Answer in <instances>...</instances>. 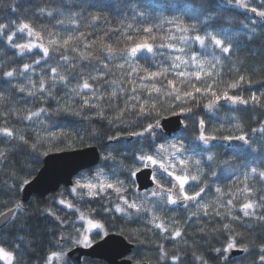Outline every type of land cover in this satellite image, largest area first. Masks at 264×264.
Here are the masks:
<instances>
[{
  "label": "trees",
  "instance_id": "1",
  "mask_svg": "<svg viewBox=\"0 0 264 264\" xmlns=\"http://www.w3.org/2000/svg\"><path fill=\"white\" fill-rule=\"evenodd\" d=\"M234 3V0L232 4H229L228 0H72L69 4L67 0H0V23L15 24L20 21H31L37 29L59 33L61 36L71 34L79 37L80 33H84L83 37L74 41L78 51L69 49L64 53L69 57V61L59 59L60 52L53 53L48 62L41 60L40 64H33L34 72L30 70L29 73L12 81V84L21 83L31 87L27 79L31 76L38 88L40 77L48 74L50 67L59 65L60 71H64L75 61L77 67L69 69L66 73L68 86L57 84L52 94L54 98L45 94L46 102H44L39 94L28 96L27 93H20L0 77V94L5 97L0 103V127L12 128L17 137L23 135L28 141L24 143L18 138L8 140L0 136V151L6 153V158H0V213L15 209L17 204L21 205L9 225L0 229V245L9 251H16V264H45L50 253L61 249L66 252L69 247L73 248L71 242L79 235L77 229L84 227V221L80 220L81 212L86 217L99 220L109 232L122 235L133 243L136 246L134 260L137 262L172 264L171 256L178 255L182 264H200L196 259L197 256L203 257L207 264H225L223 256L214 249L226 247L227 242L232 239L237 243V248L240 249L239 246L244 245L249 251L244 252L240 257L228 259L227 264H258L259 247L264 243V220L254 216H244L241 208L243 203L253 201L258 205L255 208L256 215L264 213V179L258 175L260 171H264V131H261L264 129V19L250 10L236 7ZM248 3L252 7L259 8L264 4V0H248ZM57 5L65 13L79 12L80 15L76 17L77 22L61 25L57 21L63 17H47L38 12L41 6ZM133 7H139L149 15V24L159 25V28L154 29V34L158 38L166 37L169 29H172L176 36L181 35L175 32L173 25L167 23V20L174 17H181L187 24H196L197 31L187 33L188 36L196 34L203 36L207 31L219 33L224 39L231 37L233 48L230 55L221 53L208 41H206L208 46L205 48L194 40L189 41L190 47L185 48L187 54L198 53L201 58L213 63H215L214 57L220 59V63L211 69L218 75L214 77L202 75L201 81H195L194 77L192 80L201 87H204L202 82H215L214 90L218 93L228 91L229 95H240L248 99L249 104H232L221 99L216 107L209 111L204 107L207 103V95L195 93L187 83H178L177 86L182 89L189 88L193 91L199 104L193 106L192 113L185 116L184 121L187 126H184L177 136L169 139L159 133L155 142H146L143 137L130 135L133 131H141L144 124L151 119L137 115V109L129 108L123 112L121 119H113L120 109L125 108V101L132 95L130 90L133 85L127 81L135 79L136 74L123 77V83L119 84V87L125 88V92L118 93L117 98L109 100L106 97L100 101L107 119L99 118L96 115L97 109L88 107L81 109V98L71 89L77 83L83 82L82 77L95 75L97 69L102 72L108 70L103 68L100 60H81L80 53L93 52L103 60L106 53L100 50L102 44H118L119 47H123V32L130 31L135 35L136 29L145 26L139 17L133 20ZM95 13H101L103 18L92 20L90 14ZM209 16L212 18L209 19ZM252 21H255V24ZM129 23L133 24V29H127ZM24 39L26 40L27 37ZM159 42L158 39L157 43ZM164 42L167 43L166 40ZM45 44L47 45V40ZM85 45L89 46L85 47ZM154 51L155 55L147 52L140 54V59L136 61L140 68L155 72L161 66L169 67L171 58L180 55L166 47ZM15 52L16 50L10 48L4 38L0 37V64L5 68L19 70L24 63H33L34 59H40L43 55L38 50L23 57L16 55ZM105 62L115 65L123 61L117 59ZM194 70V68L189 69V71ZM111 71L115 75L109 73L104 80L121 79V72H129L131 69L125 65L123 70L112 67ZM140 75L143 73L141 72ZM240 76H244L245 81L237 88L227 87ZM168 79H174L173 71L168 73ZM179 79L183 78H177ZM153 82H156L158 87L161 86V82L166 83L163 77L143 81L146 84ZM89 83L99 86L101 92L112 90V86L104 81H89ZM47 86H50V81ZM137 92L142 101L148 99L147 91L138 88ZM151 95L163 108H168L171 97H157L155 92ZM253 95L259 98L258 104L251 100ZM128 103L136 102L129 100ZM173 103L180 102L173 101ZM64 104H70L72 111H58ZM41 107L47 111L41 113L39 117H32L31 120L23 119L28 110L38 111ZM176 110L179 112L178 108ZM77 111L78 115L75 114ZM169 116H172L170 111H164L161 120ZM201 119L205 121L206 134L217 137L243 134L249 139L251 147L244 146L240 141L221 139L212 140L208 145H204L198 139L201 133L199 125ZM109 120L112 122L109 123ZM237 124L240 128L236 127ZM109 136H116L118 139L110 141ZM123 137L127 139L121 140ZM173 142L184 145L183 155L192 156L193 160H201L202 179L207 178L208 187L198 200L201 204H209V215H204L203 209H198L196 202H186L185 206L181 207L179 203L168 205L159 201V198L152 197L147 207L151 208L155 203L156 214L163 219L169 232L174 228H180L181 237L167 238L168 233L161 232L149 223L151 214L137 215L134 212L131 215L117 214L112 202L103 196H89L86 189H77V192L73 193V187L62 188L44 199L34 197L29 203H22V189L26 184H22L21 181L24 179L31 181L42 168L43 160L48 154L97 146L102 153L101 163L79 174L76 180L85 177L92 179L97 171H100L110 180L118 178L131 185L127 179L126 169L137 163L135 156L140 150L151 152L160 143ZM33 143L36 144V150H33ZM45 152L47 155L42 154ZM108 154L113 158L104 159ZM208 155L214 157L213 161L207 160ZM252 168L257 169L256 174L251 172ZM192 171H195L194 166ZM212 171L216 172V176L211 175ZM246 174L247 179H245ZM162 183L166 184L167 178ZM245 186L251 189L250 193L243 191ZM217 187L228 195L221 196L216 192ZM186 188L190 193L199 190L191 182ZM137 196L142 197L143 194ZM233 196L236 197L233 199V205L227 206L226 201ZM127 197L130 199V195ZM61 199L72 203L74 208L69 209L65 204H61L59 202ZM218 200L221 203H217ZM217 211L221 214L216 215ZM249 211L253 210L249 209ZM194 212L197 215H193ZM225 224L229 225L228 229L224 228ZM61 236L65 239L61 240ZM20 237H23V241H20ZM17 243L20 244L19 249L16 248ZM161 245L168 254L167 261L160 258Z\"/></svg>",
  "mask_w": 264,
  "mask_h": 264
},
{
  "label": "snow or ice",
  "instance_id": "2",
  "mask_svg": "<svg viewBox=\"0 0 264 264\" xmlns=\"http://www.w3.org/2000/svg\"><path fill=\"white\" fill-rule=\"evenodd\" d=\"M234 2L237 7L250 10L256 16L264 19V4L258 8L252 7L248 3V0H234ZM67 3L71 4L72 0H67ZM228 3L232 4L233 0H228ZM13 11H15V9H13ZM38 12L42 16L53 18L55 16L63 17L57 21L61 25L75 24L77 22L76 17L80 15L79 12L65 13L61 10L59 5L55 7L41 6L38 8ZM132 12L133 20L135 21L136 18L139 17L145 26L142 29H136L135 35L130 31L123 32V47H119L118 44H102L100 50L106 53V56L103 60H101V58L96 56L93 52L80 53L81 60H100L101 63H103V68L108 70L107 72H102L97 69L95 75L89 74L87 77H82L83 82L77 83V85L71 89L74 94L80 96L81 109L85 107L97 109L96 115L101 119H107L103 111V105L100 103V101L106 97L109 100L117 98L118 93L126 91L125 88L119 87V84L123 83V77H131L133 74H136L135 79H129L127 81L129 84L133 85L130 90L132 95L125 101V108L120 109L118 115L113 117V119H121L123 112L129 108L137 109V115L149 117L151 119H149L144 124L141 131H133L130 133V135L138 138L143 137L145 138L146 142H155L157 138V130H160L161 133L163 132L161 126L163 112L170 111L172 116H187L188 114L192 113V107L198 106L199 104V100L194 95V92L207 95L208 99L204 107L209 111L213 110L221 99L229 101L232 104H249V100L241 97L240 95H229L228 91L218 93L214 90L216 87L215 82H202L204 83V87H201L192 80L194 77L195 81H201L202 75L206 77H214L218 75V73L211 71V69L214 68L216 64L220 63V59L219 57H214L215 63H213V61H209L206 58H201L198 53L193 52L190 55L187 54L185 52V48L190 47L189 41L194 40L198 42L202 48L208 46L206 45V41H208L210 45L218 48L221 53L230 55L233 48L231 37L224 39L219 33L207 31L203 36L199 34H196L195 36H188L187 33L197 31L196 24H187L181 17H174L173 19L167 20V23L173 25L175 32L181 33V35L176 36L172 32V29H169V34L166 37L158 38L154 34V29L159 28V25L149 24V15L139 7H133ZM90 18L96 21L102 19L103 16L101 13H95L90 14ZM208 18L211 19L212 17L209 16ZM252 23L255 24V21H252ZM133 27L134 26L132 23L127 24V29H133ZM245 27H247V25H245ZM117 31L121 30L117 29ZM83 36L84 33H80V36L78 37L71 34L67 36H61L59 33L45 32L44 29H37L34 27L31 21H20L16 22L15 24L0 23V37L4 38L10 48L16 50V55L23 57L25 54L33 53L34 50H39V52H42L43 54L40 59H34L33 63H24L22 68L19 70L17 68H5L4 65L0 64V77L4 79L6 84L12 85V87L16 88V90H18L20 93H27L28 96H36L39 94L41 100L46 102L45 94H47L49 97H52L57 84H63L65 87L68 86V75H66V73L69 71V69H75L77 67L75 61L69 64L68 68H66L64 71H60L59 65L50 67L49 73L40 77L38 88L36 86V82L32 80L31 76L27 77L31 87H26L21 83L12 84V81L29 73L30 70L34 72L35 70L33 64L38 65L41 63V60L48 62V60L51 59V55L53 53L60 52L59 59L69 61V57L64 53H66L69 49L72 51H78L74 41L80 39ZM24 37H27V39L25 40ZM249 38L251 39V37ZM158 39L160 41L159 43H157ZM45 40H47V45L45 44ZM165 40L167 43L164 42ZM173 41H177L178 43H174ZM88 46L89 45H85V47ZM165 47L176 53H180V55H175L171 58V64L169 67L161 66L158 71L151 72L146 68H140V66L136 63V61L140 59V54L142 52L155 55V49ZM117 59L122 60L123 62L117 63L115 65L105 62L114 61ZM125 65H128L131 71H122L121 79H113L111 81L104 80V77L109 73H111L113 76L115 75V73L111 71L112 67L123 70L125 69ZM190 68H194L195 70L189 71ZM170 71L174 72V79H168V73ZM141 72L143 75H140ZM156 77H163L166 83L161 82L160 87L157 86L156 82L151 84L143 83V81L149 80L150 78L155 80ZM177 78L183 79L177 80ZM49 81L50 86L46 87V85H49ZM89 81H104V83L110 84L112 86V90L110 92H101L99 86L91 84ZM244 81L245 77L240 76L237 81L228 84L227 87L235 89L241 82ZM178 83H187L191 89H194V92L189 90V88L182 89L181 87L177 86ZM138 88L148 92V99H144L143 101L141 100V96L137 92ZM153 92L157 94V97H171V101L168 102L167 109L163 108L162 105L156 102V98L152 97L151 95ZM4 99L5 97L0 94V103H2ZM129 100L135 101L136 103L129 104ZM251 100L257 104L260 102L259 98L255 95L251 97ZM173 101L180 103H173ZM177 108L179 109V112H177ZM46 111L47 109L43 107L39 108L38 111L28 110L23 119L31 120L32 117H39L41 113ZM58 111L70 112L72 111L71 105L64 104L62 108L58 109ZM75 114L78 115L79 112L77 111ZM17 115L19 118L18 113ZM111 122L112 120H109V123ZM178 124L184 125L185 127L187 126L184 120H179ZM199 125L201 133L198 139L204 145H208L212 140L221 139L224 141H240L244 146L251 147L250 141L246 135L229 134L217 137L215 135L205 133L206 125L203 119L199 120ZM236 127L240 128V125L237 124ZM261 131H264V129H261ZM0 136L8 140H15L18 138L20 141L28 143L27 139L23 135L17 137L15 131L9 127H0ZM53 136H55V134H53ZM108 139L111 141L118 139V137L109 136ZM32 147L33 150H36L35 143L32 144ZM184 152V145L178 142L168 144L160 143L156 145L154 151L151 152H145L143 149H141L140 152L135 156V161L137 163L133 167L126 169L128 171L127 179L130 181L132 186H135L139 180L138 174L144 169H150L151 171L149 172V178L155 185V187L151 190V197L159 198V201L165 202L168 205H176L180 202H196L197 208L203 209L204 215H209V204H201L198 200V198L202 197V194L208 187L207 178L202 179L203 170L201 168V160H193L192 156L183 155ZM42 154L47 155V152ZM0 158H6V153L0 151ZM112 158L113 157L111 154L105 155L104 157L106 160ZM213 159L214 157L212 155L207 156L208 161H213ZM225 163L228 162L225 161ZM193 166L195 171H192ZM251 172L256 174L257 169L252 168ZM211 175L216 176V172L212 171ZM258 175L261 179H264V171H260ZM166 178L167 183H162V181H164ZM245 179H247V174L245 175ZM190 182L194 187H198L199 190L190 193L186 188V185H189ZM21 183L28 184L30 181L24 179L21 181ZM77 189H87V194L89 196L107 195L109 198H111V193L107 192V189H111L112 192L116 194L117 198L122 201L123 205L117 204L115 208L116 212L124 213L126 215H131L133 212L137 215L141 213L151 214V220L149 223H151L156 229L161 230V232L168 233L167 238L176 239L182 236V230L180 228H174L171 232H169V228L165 225L163 219L156 214L157 206L155 203H153L151 208L147 207V204L150 203L147 194L145 195V199L141 201L131 200L127 196L123 195V193H126L130 190L128 184L124 180H120L118 178L115 180H109L108 177L102 172L97 171L96 176L92 179L85 177L81 180H77L75 182V186L72 188V192L76 193ZM243 191L245 193H250L251 189L245 186ZM216 192L220 193L221 196L228 195V193L223 192L219 187L216 188ZM235 198L236 197L233 196L232 199H228L226 201L227 206H232L233 199ZM59 202L61 204H65L69 209L74 208L72 203L66 202L63 199H61ZM217 203H221V201L218 200ZM256 207H258V205H256L255 202L248 201L242 204L241 210L243 211V215L246 217L254 216L259 220H264V213L260 214L259 216L256 215ZM20 208L21 205L17 204L16 208L10 209L9 212L14 215L16 210H19ZM249 209L253 211L250 212ZM76 210L79 211V209ZM105 211H110V209H105ZM220 214L221 213L218 211L216 212V215ZM193 215H197V213L194 212ZM0 217H3L6 220L8 219V214L0 213ZM57 219H59V217H57ZM80 220L86 221L87 227L82 226L81 228L77 229L79 235L73 239L71 243L75 247L91 250L82 253V256L84 257L83 264H94V262L89 259V257L95 251L96 242L104 240L109 235V231L99 220L86 217L83 212L80 213ZM224 228L228 229L229 225L225 224ZM60 239L64 240L65 237L61 236ZM20 241H23V237H20ZM19 247L20 244L17 243L16 248L19 249ZM237 247V243L230 239L227 242L226 247H223L222 249L217 248L214 249V251L220 256H223L225 264H227L229 258L227 255H225V253H228ZM239 247L244 252L249 251L247 246L240 245ZM71 250V247H69L68 251ZM67 255L68 253L63 251V249L58 252H52L48 255L46 264H52L53 260L63 262ZM160 258L164 261H167L168 259V254L165 251L163 245L160 246ZM170 259L172 264H182L181 257L178 255H172ZM196 259L200 261V264H207L203 257L197 256ZM0 260L6 261L7 264H16V251H9L3 245H0ZM258 264H264V243H261L259 247Z\"/></svg>",
  "mask_w": 264,
  "mask_h": 264
},
{
  "label": "water",
  "instance_id": "3",
  "mask_svg": "<svg viewBox=\"0 0 264 264\" xmlns=\"http://www.w3.org/2000/svg\"><path fill=\"white\" fill-rule=\"evenodd\" d=\"M184 115L169 116L161 120L163 133L167 138L177 136L184 128V125L178 124L179 120H184ZM127 139L123 137L121 140ZM102 160V153L97 146H91L83 149L72 151H61L48 154L43 160V166L37 175L26 184L22 189V203L27 204L34 197L44 199L62 188H72L75 185V179L82 172L97 167ZM150 169H144L139 173V180L136 183L139 193H145L152 190L155 185L149 178ZM185 205L186 202H182ZM8 219L0 217V229L6 228L15 217L9 211ZM106 241V242H105ZM134 249V244L129 242L125 237L119 234H110L104 240L95 244V251L89 258L106 261L108 264H132L131 261L125 260ZM82 248H74L68 253V257L74 264H81ZM244 254L239 248L232 249L228 252V258L234 259ZM124 259V260H122ZM148 264V263H142Z\"/></svg>",
  "mask_w": 264,
  "mask_h": 264
},
{
  "label": "rangeland",
  "instance_id": "4",
  "mask_svg": "<svg viewBox=\"0 0 264 264\" xmlns=\"http://www.w3.org/2000/svg\"><path fill=\"white\" fill-rule=\"evenodd\" d=\"M234 5H235V3H234ZM236 6V5H235ZM237 7V6H236ZM239 8V7H238ZM241 9H243V8H241ZM39 51V50H38ZM159 133H161L160 132V130H157V135L159 134ZM162 135H163V133H161ZM109 179V178H108ZM78 180V179H77ZM76 180V181H77ZM110 180V179H109ZM115 180V179H114ZM75 181V182H76ZM126 182V181H125ZM127 183V182H126ZM128 184V183H127ZM128 186H129V191L128 192H126V193H123V195H125V196H128V195H130V199L131 200H137V201H141V200H144L145 199V195L147 194V196H148V199H152V197H151V192H148V193H145V194H143V196L142 197H138L137 195H139V193H138V191H137V186L135 185V186H132V185H129L128 184ZM86 191L88 192V190L86 189ZM107 192H109V193H111V198H109L107 195H104L103 197H105L108 201H110V202H112V204L114 205V210H115V208H116V205L117 204H121L122 205V201H120L118 198H117V196H116V194L114 193V192H112V190L111 189H107ZM95 197H101V196H95ZM123 206V205H122ZM116 212V211H115ZM117 214H119V215H126V214H124V213H120V212H116ZM84 227H87V224H86V221H84ZM98 242V241H97ZM67 252V251H66ZM65 260H68L67 259V256L65 257V259H64V261L63 262H61V261H58V262H60L61 264H64L65 263ZM2 263H4V264H7V262L6 261H4V260H0ZM57 261V260H56Z\"/></svg>",
  "mask_w": 264,
  "mask_h": 264
},
{
  "label": "flooded vegetation",
  "instance_id": "5",
  "mask_svg": "<svg viewBox=\"0 0 264 264\" xmlns=\"http://www.w3.org/2000/svg\"><path fill=\"white\" fill-rule=\"evenodd\" d=\"M148 192H151V190L148 191ZM148 192H147V193H148ZM181 203H182V202L179 203V205H180L181 207H182V206H185V205H182ZM110 234H115V233H111V232H109V235H110ZM132 244H133V243H132ZM135 247H136V246L134 245V249H133V251H132L128 256H126L124 259H125V260H129V261H131L132 264H142V263H147V262H137V261L134 260ZM74 248H76V247L73 246V248H71V249L73 250ZM69 252H70V251H67V253H69ZM67 259H68V260H65V263H64V264H74L73 261L70 260V258L68 257V255H67ZM89 259H91V260L94 262V264H108L106 261H103V260L92 259V258H89ZM124 259H122V260H124ZM83 260H84V258L82 259L81 264H83ZM2 264H4V263H2ZM45 264H46V262H45ZM52 264H61V263L58 262V261H56V260H53V261H52ZM148 264H149V263H148Z\"/></svg>",
  "mask_w": 264,
  "mask_h": 264
}]
</instances>
